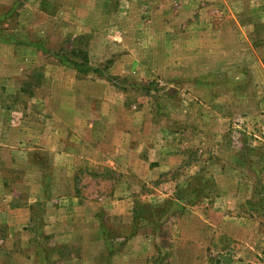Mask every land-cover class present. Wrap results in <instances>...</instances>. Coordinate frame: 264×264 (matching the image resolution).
I'll return each instance as SVG.
<instances>
[{"label": "rangeland", "instance_id": "1", "mask_svg": "<svg viewBox=\"0 0 264 264\" xmlns=\"http://www.w3.org/2000/svg\"><path fill=\"white\" fill-rule=\"evenodd\" d=\"M226 252L264 264V0H0V264Z\"/></svg>", "mask_w": 264, "mask_h": 264}, {"label": "crops", "instance_id": "2", "mask_svg": "<svg viewBox=\"0 0 264 264\" xmlns=\"http://www.w3.org/2000/svg\"><path fill=\"white\" fill-rule=\"evenodd\" d=\"M44 125H41V126H44L46 128H50V129H56V127H59L57 124H56V121L54 120H51L50 118L46 119L44 123H42ZM43 128V127H42ZM55 136V135H54ZM54 136H50L48 137V141L45 140L46 142H52V143H57V140H58V137H54ZM41 143H43V141H41ZM53 149V148H51ZM89 155L88 154L87 156L85 155V157L83 158V156L79 157L78 155L72 153V152H67V151H49L48 152V155H47V159H48V162L50 165L54 166L55 168H58V169H62V170H65L66 172V175L68 177V181H70L71 185H72V178L71 175L73 176V172H75L76 170V165H77V162L79 159L83 158L84 159V162H86L87 160H89ZM164 160H158V164H156L155 166L152 167V174L150 172V174L153 176L155 173L158 174L159 172L163 171L165 166H164ZM154 172V173H153ZM132 183H129L128 186H126L127 189H130L132 190V185H130ZM57 186V185H56ZM56 186H51L50 188V191L51 190H58V192H61V187H56ZM69 190H73L72 186H70V188H68ZM63 197V196H62ZM25 208V207H24ZM24 208H16V212L19 213V215H23L25 214V210ZM23 220V219H22ZM22 222V221H20Z\"/></svg>", "mask_w": 264, "mask_h": 264}, {"label": "trees", "instance_id": "3", "mask_svg": "<svg viewBox=\"0 0 264 264\" xmlns=\"http://www.w3.org/2000/svg\"><path fill=\"white\" fill-rule=\"evenodd\" d=\"M86 62V58H85V61L84 62H82L81 61V63H79V62H74L73 64V66H74V68L76 69V70H81L82 68H85V67H83V64ZM132 212H133V218H136L137 217V209H134L133 208V210H132ZM133 234V233H132ZM230 252H226V253H222V254H219L218 255V259H217V262L218 263H221V264H231L233 261H232V258L230 257V254H229Z\"/></svg>", "mask_w": 264, "mask_h": 264}]
</instances>
